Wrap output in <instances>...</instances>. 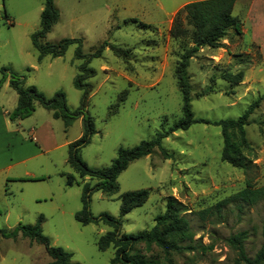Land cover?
<instances>
[{
    "label": "rangeland",
    "instance_id": "1",
    "mask_svg": "<svg viewBox=\"0 0 264 264\" xmlns=\"http://www.w3.org/2000/svg\"><path fill=\"white\" fill-rule=\"evenodd\" d=\"M44 1L0 0V79L1 68L8 67L24 75L25 86H35L46 98L61 90L68 109L74 111L80 106L82 90L73 80L85 58L75 56V43L61 56H38L31 35L41 28ZM190 1L194 0H54L58 19L38 39L41 44L78 38L82 51L88 54L100 43H107L100 56L88 61L94 74L86 78L92 90L83 115L92 118L95 132L79 155L89 167L103 169L119 147L151 139L182 116L173 70L186 44L172 38L169 28L175 13ZM111 44L130 52L126 57L117 56ZM211 50L204 47L189 60L191 110L197 119L236 118L257 100L245 126L252 147L244 150L252 160L249 167L240 169L221 159L223 140L218 125L194 122L163 138L148 155L130 162L119 173L118 190L111 196L93 188L88 198L94 217L105 213L120 218V231L126 234L151 228L154 217L165 211L166 197L177 198L194 233L188 242L191 247L171 253L169 262L156 248L146 251L143 245L137 246L143 258L163 264H236L240 257L229 242L230 236L243 232L242 248L249 258L263 242L264 199L254 204L234 199L218 209L214 206L247 183L264 185V86L251 91L246 85H233L221 78L233 66L242 69L258 60L257 49L234 54L229 62L228 58L209 57ZM0 102V161L14 162L34 152L35 142L27 134L29 126L47 118L54 134L51 132V149H41L40 155L0 173V228L34 224L41 218L43 234L51 244L70 252L72 263L119 264L110 261L114 256L111 246L100 250L96 243L110 227L101 222L82 225L75 219L82 205L83 182L91 186L96 182L95 178H80L66 162L68 146L63 142L79 137V117L65 127L60 118L35 103L30 116L11 120L9 113L11 106H16L17 93L8 78L0 88ZM25 170L31 175H24ZM68 173L75 178L71 185L66 184ZM138 189H147L148 198L120 216V195ZM207 208L209 211L202 213ZM49 260L44 247L28 238L0 237V264H44Z\"/></svg>",
    "mask_w": 264,
    "mask_h": 264
},
{
    "label": "trees",
    "instance_id": "2",
    "mask_svg": "<svg viewBox=\"0 0 264 264\" xmlns=\"http://www.w3.org/2000/svg\"><path fill=\"white\" fill-rule=\"evenodd\" d=\"M235 0H194L184 4L174 15L169 28V35L175 40L186 44L183 52L179 56L173 70L176 84L181 95L182 116L175 121L167 130L157 132V134L146 140H141L132 147H119L110 164L103 169L89 167L79 155L80 148L89 142L91 134L95 132L93 120L90 116L83 115L88 96L92 90V85L86 82V78L94 74V70L88 66V61L100 56L107 43H100L90 53L82 51L81 40L78 38H62L56 43L41 44L39 38L43 37L58 19V12L54 6V0H45L41 13V28L31 35L33 46L38 50L39 57L50 55L57 57L63 55L67 46L76 44L75 56L85 58L79 66V72L74 77L73 83L77 89L82 90L80 106L71 111L66 105L65 95L61 90L54 93L51 98H46L33 85H24V75L8 68L2 67L0 87L6 78L8 83L17 93L16 106L9 113L10 119H23L29 116L35 109V103L51 111L54 118H60L65 127L71 125L76 117L83 116L82 135L68 144L67 164L84 179L85 177L95 178L93 186L89 182H83L81 195V208L75 213V219L82 225L90 222L103 223L110 229L100 235L97 239V247L105 250L110 246L114 249V256L111 263L119 264H163L155 259H145L139 254L137 246L143 245L146 251L154 248L164 254V259L170 262L171 253H180L189 249L188 244L193 238V231L189 221L183 216L184 205L174 196L168 195L165 200L166 208L161 214L154 217L151 228L143 229L136 233H121V220L111 215L102 213L94 217L88 208V198L93 188L101 190L106 196H111L118 190L117 177L130 162L142 156L148 155L155 146H160L161 140L170 133L178 129H187L194 122L211 123L218 125L221 129L223 145L221 149V159L233 167L247 169L252 160L244 150H252L251 144L246 138L245 126L249 123L248 118L257 106L258 101L251 103L244 112L229 119L207 120L195 118L191 110L190 103V83L187 74L189 60L202 47L216 48L221 46V40L227 35L229 29L239 33V19L232 15V7ZM142 27L146 24L140 23ZM113 53L117 56H127L129 49H123L117 45H110ZM221 78L230 84L237 85L243 80V71H227L221 74ZM166 154V153H165ZM74 175L66 174V184L74 182ZM147 189L129 190L120 195L119 215L123 216L132 208L142 205L148 198ZM234 199L254 204L264 199V185L252 187L246 184L232 195L217 202L214 206L218 209L221 204ZM209 209L202 210L203 212ZM21 235L29 241L40 244L44 247L45 253L50 258L44 264H74L71 262V253L60 246L51 244L49 238L43 234L41 228V218L34 224H17L12 229L0 228V237L13 238ZM244 239L243 232L236 233L229 237V242L233 243L238 250L239 260L245 264H264V236L260 248L252 258L245 255L242 248Z\"/></svg>",
    "mask_w": 264,
    "mask_h": 264
},
{
    "label": "crops",
    "instance_id": "3",
    "mask_svg": "<svg viewBox=\"0 0 264 264\" xmlns=\"http://www.w3.org/2000/svg\"><path fill=\"white\" fill-rule=\"evenodd\" d=\"M233 11H236L234 16L237 17L240 22L238 27L239 33H236L233 29H229L227 35L221 40V46L211 48L213 51L211 50L212 53H210L209 57H215L218 58V60L222 57L228 58L229 62L233 59L234 54H248L251 53L252 47H255L258 53V60L247 63L245 66L241 67L242 69L233 66L232 70H230L232 72L242 70L243 80L240 82V85H246L248 90L253 91L255 87L264 86V0H235L232 7V12ZM203 48L204 47L200 49L203 50ZM11 109H13L12 106ZM7 111L8 110L5 112ZM23 119L20 120L22 121ZM79 120L83 132V116H79ZM51 124L50 119L46 118L38 122L37 126H29L27 128V134L30 140L35 142V146H32L34 152L29 156L19 157L14 162L0 161V173L4 172L6 174L15 164L25 162L32 156L40 155L42 153L41 149H43V151L51 149L50 143L53 140L52 135H54ZM19 125H21V123H19ZM42 129L43 133H41ZM5 131L10 133L9 130L5 129ZM14 132H16L15 129ZM82 132L78 135L79 137L82 135ZM70 142H72V140H66L63 143L68 146ZM24 175L31 174L29 171L25 170Z\"/></svg>",
    "mask_w": 264,
    "mask_h": 264
}]
</instances>
